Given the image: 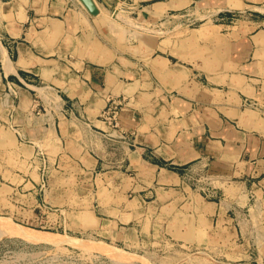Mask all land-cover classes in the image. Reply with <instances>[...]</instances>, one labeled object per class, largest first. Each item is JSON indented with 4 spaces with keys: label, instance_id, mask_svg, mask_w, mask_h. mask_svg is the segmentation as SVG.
Listing matches in <instances>:
<instances>
[{
    "label": "crops",
    "instance_id": "1",
    "mask_svg": "<svg viewBox=\"0 0 264 264\" xmlns=\"http://www.w3.org/2000/svg\"><path fill=\"white\" fill-rule=\"evenodd\" d=\"M94 1L0 0V216L131 264H264V0ZM123 9L165 30L129 39Z\"/></svg>",
    "mask_w": 264,
    "mask_h": 264
},
{
    "label": "rangeland",
    "instance_id": "2",
    "mask_svg": "<svg viewBox=\"0 0 264 264\" xmlns=\"http://www.w3.org/2000/svg\"><path fill=\"white\" fill-rule=\"evenodd\" d=\"M131 0H117V2H129ZM119 13V18H117L120 23L117 21L115 22L120 27L121 34L123 35V26L125 29H129V39L133 38H142V39H150V33L152 31L159 30L160 32L164 31L163 27H157L155 22L151 20L144 19L143 17L138 18V14L136 12L129 11V9H123ZM126 10V11H125ZM116 12V11H115ZM117 14V12H116ZM122 19V20H121ZM132 22V23H131ZM131 29V30H130ZM72 58V57H71ZM40 158L43 160L45 159L43 152H39ZM47 167L45 168V181L44 184H40L42 192L45 189H49V172L46 171ZM211 185H213L214 180L210 179ZM213 182V183H212ZM64 185H70V183H63ZM90 182H72V187L75 189L85 190L90 188ZM206 184V183H205ZM211 185L206 184V186L210 187ZM63 188H67V186H63ZM197 188L201 189V185L199 184L194 186V189ZM203 195L206 198H212L214 195L210 193L209 190L203 192ZM213 193V191H212ZM3 217V216H0ZM8 218V217H6ZM14 225H18L20 227L30 228L19 223L14 222L11 218H8ZM2 228V229H1ZM39 232H45L50 234V239H41V238H30L29 235H23L17 231H11L7 229H3L0 226V264H131V262L137 257L136 254L126 251L123 248L118 246L112 245L103 240H95L91 239L87 236L84 237H76L70 234H65L64 229H47V230H38L34 229ZM55 236H54V235ZM23 236V237H22ZM28 237V238H27ZM88 240V241H87ZM91 242H94L95 246L98 243L99 245H105L112 249H114L113 255H108L104 253L98 246V249H95L94 246L90 245ZM90 243L88 246L87 244ZM169 244V246H168ZM94 248H90V247ZM172 244L170 242L167 243V247H161L160 251L164 250H171L175 251L178 247H170ZM179 251V250H176ZM196 252V251H195ZM128 255L130 258L128 260L122 255ZM197 255V254H195ZM142 260L144 259L147 264L149 262L140 257ZM165 262H159L158 264H230L226 263L225 261H216V259L204 260L203 257H199L201 262L199 261L198 257H178L175 263L170 262L169 257H167ZM172 258V257H171ZM182 258V259H181ZM180 260V261H179ZM203 260V261H202ZM128 261V262H126ZM144 261V262H145ZM145 262V263H146ZM239 264V263H238Z\"/></svg>",
    "mask_w": 264,
    "mask_h": 264
},
{
    "label": "built area",
    "instance_id": "3",
    "mask_svg": "<svg viewBox=\"0 0 264 264\" xmlns=\"http://www.w3.org/2000/svg\"><path fill=\"white\" fill-rule=\"evenodd\" d=\"M10 88H13L11 86H9ZM245 105L252 107V108H259V103L254 100V99H250L245 101ZM122 106H121V102H119L118 99L116 98H111L109 103L107 104V106L105 107V109L102 111L101 115L105 117V119L111 121L113 123L114 126L118 127V116H119V112L121 110ZM213 177L209 176V175H200L198 177H195L194 180L197 183V185L199 184V186L201 185V191L205 192L207 190L210 191V193L212 195H214V191L212 193L211 188L208 186H206V184L211 185V181ZM215 182V181H214ZM206 183V184H205Z\"/></svg>",
    "mask_w": 264,
    "mask_h": 264
},
{
    "label": "bare ground",
    "instance_id": "4",
    "mask_svg": "<svg viewBox=\"0 0 264 264\" xmlns=\"http://www.w3.org/2000/svg\"><path fill=\"white\" fill-rule=\"evenodd\" d=\"M83 2V1H82ZM102 12V11H101ZM132 23V22H131ZM0 226L3 227V229H7V230H11V231H17L19 233H22L23 235H29L30 238L34 237V238H41V239H50V234L48 233H45V232H39V231H36L34 229H30V228H25V227H20L18 225H14L11 221H9L8 218L6 217H0ZM2 229V228H1ZM54 235V234H53ZM32 236V237H31ZM55 236V235H54ZM23 237V236H22ZM28 238V237H27ZM88 241V240H87ZM94 242H91L90 243H86L87 246L90 244L92 246L95 247V249H98L96 246H98V243H96L97 245L95 246V244H93ZM90 247V246H89ZM94 247H90V248H94ZM99 249L98 250H102L104 253L108 254V255H113L114 254V249L108 247V246H105V245H99L98 246ZM125 257L126 260H128L130 258V256L124 254L122 255V257ZM144 260V259H143ZM145 261V260H144ZM128 262V261H126ZM146 262V261H145ZM147 263V262H146Z\"/></svg>",
    "mask_w": 264,
    "mask_h": 264
},
{
    "label": "water",
    "instance_id": "5",
    "mask_svg": "<svg viewBox=\"0 0 264 264\" xmlns=\"http://www.w3.org/2000/svg\"><path fill=\"white\" fill-rule=\"evenodd\" d=\"M92 14H98L99 9L94 0H82Z\"/></svg>",
    "mask_w": 264,
    "mask_h": 264
}]
</instances>
